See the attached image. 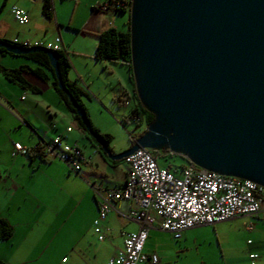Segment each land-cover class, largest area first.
Wrapping results in <instances>:
<instances>
[{"label": "water", "instance_id": "obj_1", "mask_svg": "<svg viewBox=\"0 0 264 264\" xmlns=\"http://www.w3.org/2000/svg\"><path fill=\"white\" fill-rule=\"evenodd\" d=\"M130 33L136 92L155 120L128 150L103 147L108 158L167 147L197 167L264 186V0H133ZM0 48L45 53L96 139L53 52L2 41Z\"/></svg>", "mask_w": 264, "mask_h": 264}, {"label": "crops", "instance_id": "obj_2", "mask_svg": "<svg viewBox=\"0 0 264 264\" xmlns=\"http://www.w3.org/2000/svg\"><path fill=\"white\" fill-rule=\"evenodd\" d=\"M102 1L105 2L103 5L110 4V0ZM115 6L111 4L110 8L100 12L109 16H117V13L113 11ZM110 27L119 30L113 23L100 25L98 30H89V34L95 33L94 48L98 44L97 35ZM57 30L58 35H60L58 24ZM5 35L0 30V39H6ZM63 45L69 58L70 51L66 48L64 41ZM80 53L84 58H95L94 51L86 54ZM21 68H23V77L31 85V89H23L10 82L5 78L2 71V69L15 70ZM38 68L44 71L46 80L37 77L32 72ZM127 71V75L120 80L118 79L117 84L113 87V92H116L114 102L118 107L120 103L115 99L130 96L134 90L128 68ZM86 77L90 81L91 76L87 74ZM80 79L82 80V77ZM88 83V86H84H86L85 89L90 90L91 83ZM86 95L90 99L88 92ZM58 135L63 136L68 143H77L87 158V162L81 167L79 177L70 172L57 159L41 161L38 158L30 159L21 154L13 156L16 145L30 147L40 140L50 141ZM126 178L127 170L124 161L115 166L109 164L98 148L87 139L85 133L79 128L73 114L54 90L51 74L47 69L23 57L0 54V218L8 221L14 228L13 237L8 241L0 242L1 261L7 264L25 261L28 257L27 250L34 248L38 242L43 241L47 234L51 235V240L53 239L52 234L54 230L56 231L54 226L58 221L61 223L59 227H62L68 224L67 221L70 218H73L72 237L68 239V245L65 247L69 249L72 255L71 261H75L73 264H91L93 258L96 259L97 257L91 252L89 240L92 237V223L98 216V205L94 193L87 183L98 187L115 188L123 185ZM116 206L117 208L121 207L120 204H116ZM83 215L87 220L86 228L80 226L79 217H83ZM116 219L132 222L136 225V231L139 229L135 222L125 219L116 211L109 214L102 229L104 230L107 226L109 227V234H114ZM234 220L247 221L249 223L247 230L250 232H253L255 228L264 227L263 224H260L264 222V203L261 205L257 216ZM203 227L205 226L184 232L178 241L185 239L187 242L195 230ZM152 232L158 233L160 231L151 230L148 239ZM126 234L122 233V236L125 238ZM124 238L120 246L116 247L114 252L106 258L107 260L104 259V264L123 248ZM148 239L144 253L147 256L156 255L157 264H162L164 261H160L155 251L147 250ZM252 244V240L249 239L247 245ZM259 245L258 248L264 249V243ZM63 247L64 245H61L60 249ZM257 250L259 251V249ZM257 256L256 251H251L249 254L251 261L248 263L264 264V261H256ZM142 264L152 263L147 261ZM222 264H226V261H223Z\"/></svg>", "mask_w": 264, "mask_h": 264}, {"label": "rangeland", "instance_id": "obj_3", "mask_svg": "<svg viewBox=\"0 0 264 264\" xmlns=\"http://www.w3.org/2000/svg\"><path fill=\"white\" fill-rule=\"evenodd\" d=\"M53 3L55 17L52 21H48L42 15V0H0V30L2 34H6L7 40L19 37L30 43L43 41L47 44L58 36L57 24L59 25L60 35L70 51L71 67L68 78L70 76L71 82L86 91L85 94L88 92L90 99L81 97V102L91 125L102 134L111 135L113 140L110 148L113 154H120L128 150L134 140L146 131L144 124H137V121L132 119L126 122L123 119L124 116L131 115L134 105L131 104L126 108L118 107L114 102L116 92H113V87L118 79L127 75V68L121 64L99 62L94 57L93 59L84 58L80 52L86 54L94 51L95 53V33L89 34V30H98L100 25L113 23L119 30L127 31L126 22L130 19V15L129 13H117V16H109L100 11H93L92 7L102 6L105 3L102 0H53ZM14 6L27 12L29 19L25 25H19L12 16L11 9ZM87 74L91 76L90 81L86 77ZM88 82L91 83L89 91L85 89L89 85ZM103 188L112 187L104 186ZM72 219L70 218L67 221L68 224L62 227H59L61 223L58 221L54 226L56 231H52L53 239L51 240V235L47 234L43 241L27 250L26 260L19 261L17 264H73L75 261H71L72 255L65 247L68 245V239L72 237ZM79 219L80 226L86 228L87 220L84 215ZM115 221L114 234H109L107 226L104 230L102 229L101 233H98L92 223V237L89 245L92 254H96L97 257L93 258L91 264H104V259L108 258L123 241L122 233L136 231V225L132 222L120 219ZM260 224L264 225V222ZM248 225L249 223L244 220H232L215 226H205L195 230L187 242L185 239L177 241L162 231L152 232L146 248L155 251L160 261H164L162 264H204V262L205 264H210V262L222 264L223 261H226V264H249L251 251L257 252L256 261H264V249L257 247L264 243V227L255 228L253 233L247 230ZM100 235L105 237L104 241L99 240ZM249 239L253 242L250 246L247 245ZM61 245L64 247L60 249Z\"/></svg>", "mask_w": 264, "mask_h": 264}, {"label": "built area", "instance_id": "obj_4", "mask_svg": "<svg viewBox=\"0 0 264 264\" xmlns=\"http://www.w3.org/2000/svg\"><path fill=\"white\" fill-rule=\"evenodd\" d=\"M101 9L107 10L108 5H102ZM11 14L19 25L28 22L27 12L20 7L14 6ZM11 42L17 47L65 51L60 35L47 44L43 41L30 43L19 37ZM117 101L125 108L132 103L129 96ZM18 154L45 161L57 159L77 175L87 162L81 147L77 143L66 142L60 135L50 141L40 140L30 147L16 145L13 156ZM124 163L127 178L123 185L103 188L88 183L98 205V216L93 223L96 232L101 233V224L113 211L139 226L136 232L125 235L123 248L106 264H142L147 261L157 264L156 255L144 253L151 230L168 233L178 241L184 232L198 227L255 217L264 203L262 185L213 173L192 163L171 172L159 167L149 149L138 150L125 158ZM116 204L121 207L117 208ZM99 240L104 241L105 237L100 235Z\"/></svg>", "mask_w": 264, "mask_h": 264}, {"label": "trees", "instance_id": "obj_5", "mask_svg": "<svg viewBox=\"0 0 264 264\" xmlns=\"http://www.w3.org/2000/svg\"><path fill=\"white\" fill-rule=\"evenodd\" d=\"M133 0H110V4L108 6H111V4L116 5L114 7V12L116 13H129L131 11V5ZM110 8V7H109ZM93 11H101V6L98 7H92ZM42 15L48 20L52 21L55 17L54 15V4L53 0H42ZM127 31H120L117 30L114 27H110L107 30L101 32L97 35L98 37V44L95 50V59L97 61H106L113 64H121L125 65L131 75V80L134 86V90L132 92L131 101L133 109L132 113L129 116H124L123 119L126 122H129V120L137 121V124H144V130L148 129V127L154 122L155 116L150 113L142 104L140 101L138 94L136 92V85L135 80L133 76L132 71V56H131V33H130V19L127 21ZM0 41L12 45L11 40L7 39H0ZM23 50H27V48L20 47ZM57 56V68L58 73L60 75V78L62 80L63 86L66 88V90L70 93V95L77 101L80 108L85 112L87 119L90 123V130L94 134L95 138L90 136L88 131L86 130L85 126L82 124L80 118L76 115V111L71 106V103L65 93L58 88V82L56 79L55 72L53 68L51 67L50 61L48 56L43 52H36V53H29L24 55H14L12 53L7 52L4 48H0V54L4 55H10L13 57H23L29 60H32L33 62L39 64L43 68L47 69L51 74V81L54 90L58 94L61 101L65 104L67 109L73 114V117L75 121L77 122L79 128L85 133L87 138L93 143L94 146H96L99 150V152L103 155L105 160L111 164V165H118L122 163V161H112L108 158L107 154L103 151V147H105L107 150H109L112 154V150L110 148L112 143V136L109 134H102L98 129L94 128L91 125V122L88 118V114L86 112V109L84 105L81 102V97H87L85 92L74 82H71L68 78V74L70 71V62L68 58L67 51L63 52H56L51 51ZM3 74L7 80L10 82L17 84L23 89H31V85L27 82V80L23 77V68L21 69H15V70H6L2 69ZM37 77L41 79L46 80V76L44 75V71L41 68H38L36 70L32 71ZM118 102V101H117ZM121 107H123L120 104ZM146 131H143L139 136L141 137ZM134 142L132 143L133 146ZM131 146V147H132ZM130 147V148H131ZM155 159L157 160V163L159 164V167L163 169H167L171 172H177L179 169H182L184 167H187L191 164V162L182 155H175L172 154L167 147H164L160 150H152L151 151ZM115 155V154H114ZM36 157H31V159ZM41 161H45L40 159ZM14 235V228L10 223L2 218H0V242L1 241H8L10 240ZM0 264H7L4 261L0 260Z\"/></svg>", "mask_w": 264, "mask_h": 264}, {"label": "clouds", "instance_id": "obj_6", "mask_svg": "<svg viewBox=\"0 0 264 264\" xmlns=\"http://www.w3.org/2000/svg\"><path fill=\"white\" fill-rule=\"evenodd\" d=\"M107 4V3H106ZM108 5V4H107ZM109 7V6H108ZM12 46H14V45H12ZM15 47H17V46H15ZM18 48H20V47H18ZM33 48H36V47H33ZM40 48H42V47H40ZM27 49H30V48H27ZM44 49H46V48H44ZM48 50V49H47ZM66 50V49H65ZM50 51V50H49ZM129 96V95H128ZM130 98H131V96H129ZM117 101V100H116ZM132 104V103H131ZM138 139V138H137ZM136 139V140H137ZM135 142V141H134ZM152 151V150H151ZM31 159V158H30ZM39 159V158H38Z\"/></svg>", "mask_w": 264, "mask_h": 264}]
</instances>
